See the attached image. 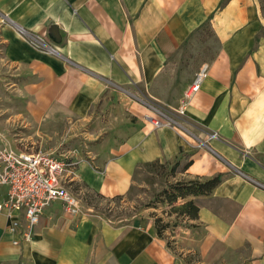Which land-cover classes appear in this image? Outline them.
I'll return each mask as SVG.
<instances>
[{"label":"crops","instance_id":"0c3cea01","mask_svg":"<svg viewBox=\"0 0 264 264\" xmlns=\"http://www.w3.org/2000/svg\"><path fill=\"white\" fill-rule=\"evenodd\" d=\"M206 24L219 50L202 62L208 76L184 117L193 128L153 129L143 102L157 100L165 67ZM18 29L45 35L55 53ZM4 100L33 122L96 126L101 172L77 173L100 193L125 194L140 165L184 157L191 165L181 176L222 180L192 199L196 220L167 232L178 253L151 220L97 222L54 202L19 246L13 215L0 212V264H264V0H0Z\"/></svg>","mask_w":264,"mask_h":264},{"label":"rangeland","instance_id":"374dc122","mask_svg":"<svg viewBox=\"0 0 264 264\" xmlns=\"http://www.w3.org/2000/svg\"><path fill=\"white\" fill-rule=\"evenodd\" d=\"M218 50L219 43L209 27L204 26L190 35L180 48L176 59L168 63L159 78L154 90L157 100L154 99L153 104L168 115L175 114L183 90L190 82L195 70L202 62L211 61ZM4 103L0 102V133L13 150L50 152L59 159L74 162L76 166L73 171L76 175L77 172L80 173V168L86 165L96 172H101V168L93 164L99 152L98 146L103 142L101 135L97 134L96 126H91L89 123L33 122L26 115L23 105H7L6 100ZM184 117L180 119V122L187 125L189 129L193 128L190 127L193 126V122ZM145 122L149 124L148 121L145 120ZM89 133L93 135L89 136ZM187 161V157L179 161L180 166L174 178L168 176V171L175 162L166 163V169L141 168L132 177L128 191L122 195L100 193L82 177L73 178L67 188L79 200L80 208L78 214L72 216L81 214L97 222L107 220L117 224H128L135 219L153 222L157 217L164 223H169L170 228L167 232H170L182 225L185 220L179 215V210L175 212L176 208L166 204L162 191L166 189L167 184L180 179L188 180L179 173ZM167 232L162 234V237L168 243L169 249L178 253L172 245L173 232L171 234ZM183 259L186 264L192 261L191 258Z\"/></svg>","mask_w":264,"mask_h":264},{"label":"built area","instance_id":"2783aa9c","mask_svg":"<svg viewBox=\"0 0 264 264\" xmlns=\"http://www.w3.org/2000/svg\"><path fill=\"white\" fill-rule=\"evenodd\" d=\"M18 33L34 48L55 53L45 35L27 33L23 29H18ZM208 72L209 64L201 63L184 90L175 114L168 115L153 102H143L152 113L147 117L149 125L153 129L167 127L182 132L184 127L180 119L186 115ZM216 136L212 134L209 138ZM75 166L74 162L59 159L50 152L15 151L0 133V189H6L5 199L0 202V212H6L10 217L13 215L8 231L18 237L13 241L14 246L32 241L35 227L52 203H62L64 211L70 215L78 214L79 200L67 188L73 178H79L73 171Z\"/></svg>","mask_w":264,"mask_h":264},{"label":"trees","instance_id":"16d2710c","mask_svg":"<svg viewBox=\"0 0 264 264\" xmlns=\"http://www.w3.org/2000/svg\"><path fill=\"white\" fill-rule=\"evenodd\" d=\"M204 26L209 27L208 24ZM167 164L166 163L160 164L159 161H155L152 163H145L143 165H140L136 169L132 177H134L137 174V172L143 167H150V168L158 167V168L166 169ZM190 165L191 162L185 163V165L181 167V171L179 173L185 172ZM179 166L180 163L175 162L169 168L168 176L174 178ZM221 180H222L221 175H217L208 179H200V178L188 179V180L180 179L178 181H175L174 183L167 184L166 189L162 191V196H164L165 202L168 206L172 208H176L175 212L179 210V215L182 217L183 220H196L198 218V208L196 207L192 199L195 197L209 196L213 192V190L221 183ZM179 203H181V205H177ZM175 225L174 227H176ZM153 226L155 229L156 236L159 239L164 240L162 234L167 232L168 229L170 228L169 223H164L161 218L156 217L153 220ZM166 246L169 248L167 242H166Z\"/></svg>","mask_w":264,"mask_h":264},{"label":"water","instance_id":"95a60500","mask_svg":"<svg viewBox=\"0 0 264 264\" xmlns=\"http://www.w3.org/2000/svg\"><path fill=\"white\" fill-rule=\"evenodd\" d=\"M49 34H50L51 38H53V40L59 41L58 31H57L56 27H52L49 31Z\"/></svg>","mask_w":264,"mask_h":264}]
</instances>
